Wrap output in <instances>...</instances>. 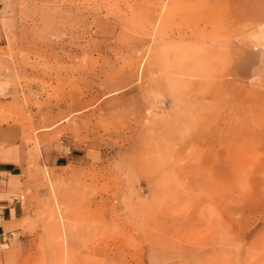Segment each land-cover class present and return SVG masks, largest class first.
I'll use <instances>...</instances> for the list:
<instances>
[{"label": "rangeland", "instance_id": "1", "mask_svg": "<svg viewBox=\"0 0 264 264\" xmlns=\"http://www.w3.org/2000/svg\"><path fill=\"white\" fill-rule=\"evenodd\" d=\"M13 5L23 264H264V0Z\"/></svg>", "mask_w": 264, "mask_h": 264}, {"label": "crops", "instance_id": "2", "mask_svg": "<svg viewBox=\"0 0 264 264\" xmlns=\"http://www.w3.org/2000/svg\"><path fill=\"white\" fill-rule=\"evenodd\" d=\"M13 1L0 0V104L15 90L13 76L6 69L8 64L2 59L4 50L16 46L21 31ZM15 130L13 125L0 122V264H23L28 243L25 198L29 197L27 188L31 184L27 180L26 146L13 138ZM61 147L59 154H54L47 144L41 147L40 166L54 170L68 166L75 157Z\"/></svg>", "mask_w": 264, "mask_h": 264}]
</instances>
